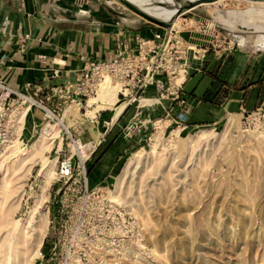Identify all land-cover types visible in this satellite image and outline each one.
Listing matches in <instances>:
<instances>
[{"label": "rangeland", "instance_id": "rangeland-1", "mask_svg": "<svg viewBox=\"0 0 264 264\" xmlns=\"http://www.w3.org/2000/svg\"><path fill=\"white\" fill-rule=\"evenodd\" d=\"M94 2L96 11L122 29L153 27L118 1ZM257 7L252 0H218L178 15L175 28L189 20L204 22L219 33V50L231 47L257 53L264 50V43L256 40L264 37V10ZM152 9L165 12L158 5ZM142 36L150 38L151 33ZM106 92L91 98L87 108L75 107L71 113V104L64 105L66 115L61 110L56 119H45L35 105L26 114L28 104L21 105L20 100L7 104L0 126L14 125L16 136L10 149L0 151V241L7 225L31 221V229H36L46 218L39 257L33 264L39 262L41 247L47 249L45 236L53 234L48 223L56 210L59 187L56 157L68 150L78 155L70 139L79 138L81 144L85 139L82 134L76 136L79 126L73 122L76 119L81 128L86 126L89 119L84 114L100 106L98 102L103 103L99 109H109L99 113L101 121L113 117L119 105L115 100L108 108L101 99ZM248 114L217 124L185 125L183 130L174 129L159 115L153 123L165 120L166 125L155 149L156 127L146 126L142 142L124 155L112 180L101 186L124 208L126 222H134L138 231L135 250L121 264H264V119L247 118ZM47 126L59 133L60 149L56 144L49 147L51 142L43 134ZM72 160L77 162L75 156ZM50 170L53 178H48ZM87 186L93 187L91 177Z\"/></svg>", "mask_w": 264, "mask_h": 264}, {"label": "crops", "instance_id": "crops-1", "mask_svg": "<svg viewBox=\"0 0 264 264\" xmlns=\"http://www.w3.org/2000/svg\"><path fill=\"white\" fill-rule=\"evenodd\" d=\"M252 1L264 10V0ZM95 8L94 0H0V83L20 92H26V85L39 86L43 100L54 87L75 84L86 63L106 60L119 41L133 47L135 35L143 37V33L153 31L150 27L122 29ZM23 34L30 40L20 50L15 39ZM253 51H207L199 66L190 65L181 91L188 108L187 127L229 121L255 109L264 114V50ZM40 56L45 57L44 62ZM234 85L236 89H231ZM57 103L52 99L44 106L52 109ZM100 106L85 112L89 119L86 126L81 128L76 119L73 122L78 124L77 133L84 136L85 143H97L87 163V177H91L93 187L112 180L124 155L142 142L145 133L141 130L130 139L122 137L120 130L134 118V108L105 130L100 114L91 121L102 110ZM168 108L169 104L163 102L145 109L138 120L152 121L164 116ZM73 109L74 105L68 108L70 113ZM172 111L175 114L178 110L173 107ZM70 115L74 118L76 112ZM118 117L114 109L112 123Z\"/></svg>", "mask_w": 264, "mask_h": 264}, {"label": "built area", "instance_id": "built-area-1", "mask_svg": "<svg viewBox=\"0 0 264 264\" xmlns=\"http://www.w3.org/2000/svg\"><path fill=\"white\" fill-rule=\"evenodd\" d=\"M182 26L179 29H153L150 38L135 35L133 47L119 41L106 60L86 63L75 84L54 87L43 100L40 99L42 90L39 86L26 85V92H20L0 83V122L6 116L7 104L14 100H20L21 105L28 104V111L32 105L37 106L44 112L45 119H56L59 111L62 110L63 113L64 105L74 104L77 108H82L102 85H108L117 89L116 105L124 101L128 103L111 127L135 105L134 118L121 130L123 138L130 139L141 130L146 131V126L153 129V121L148 118L138 120V116L143 110L161 106L163 102L169 104L164 114L168 125L177 130L185 129L188 108L181 97V91L190 68L187 53L190 50L193 59L201 61L207 51H219L220 46L217 45L219 33L208 28L204 22L189 20ZM180 32H194L211 37L210 42L200 40L201 43H209L210 49L184 42L178 35ZM29 40L28 34L19 35L15 44L23 50ZM225 50L230 51L232 48ZM39 59L45 61L44 56ZM141 98L149 102L136 104ZM52 99L58 103L52 109L46 108L44 102ZM173 107L178 110L175 114ZM100 112L104 111H98L95 115ZM46 113L51 117L46 116ZM253 115L257 119H264L260 109L249 113L247 118H254ZM95 119L96 116L91 121ZM108 120L101 122L105 130H108ZM15 134L14 125L8 129L0 126V151L11 144ZM79 135L77 133L76 136ZM71 144H81L80 139L71 138ZM96 145L95 141L82 144L86 148L87 159ZM73 156L77 159L76 163L72 160ZM86 160L83 162L69 150L61 157H56L55 181L59 183V187L54 201L56 210L48 223L54 239L37 264H121L122 259L130 257L135 250V242H138L136 225L134 222H126V211L110 199L105 188H88Z\"/></svg>", "mask_w": 264, "mask_h": 264}, {"label": "bare ground", "instance_id": "bare-ground-1", "mask_svg": "<svg viewBox=\"0 0 264 264\" xmlns=\"http://www.w3.org/2000/svg\"><path fill=\"white\" fill-rule=\"evenodd\" d=\"M122 3H125L132 7L137 13L142 15L143 17L151 20V21H158L160 23H168L169 27H177V24L179 22V16L178 13L183 10L184 11V6H187V4L195 3L197 0H164L166 1L165 3H159L155 0H119ZM159 8L164 9V14H159L156 12V10L152 9L154 6H157ZM208 5V4H205ZM181 8V9H180ZM158 9V8H157ZM194 9V8H192ZM191 9V10H192ZM190 10L186 11L189 12ZM185 12V11H184ZM178 16V17H177ZM168 27V28H169ZM260 43H264V37L260 38L258 37L256 39ZM190 46V49H192V46ZM106 92L103 97H101L102 100H105L104 102L106 105H108V108L112 106L116 99L117 95V89L108 86V85H102L98 91L96 92V95L93 97H89L88 101L86 102V108L88 107V102L90 101L91 98L97 97V95L101 92ZM93 100V99H92ZM148 103L149 100L141 98L139 102L136 104L140 103ZM100 105H103L102 102H98ZM117 103V101H116ZM92 106L96 105L97 103L90 102ZM74 105V104H71ZM128 105L127 101L122 102L119 104V107L116 109V114L117 117L122 113L124 108ZM75 106V105H74ZM91 106V107H92ZM99 105L95 106L98 107ZM76 107V106H75ZM106 108V107H104ZM104 108L99 111H104ZM67 108H64L63 111V116L66 115ZM98 112V111H97ZM26 114H28V109L26 111ZM48 116L49 114L46 113ZM46 115V116H47ZM50 117V116H49ZM252 117H256L253 115ZM112 119H109L108 121V128L110 127L112 123ZM165 121V120H164ZM161 120H157V122H154L153 125L156 127L155 129L157 130L158 135H154L153 141H152V147L155 149L157 147V143L159 140V136L162 132V129L164 127L165 122ZM156 125V126H155ZM43 134L47 140H49V147L50 146H55L60 149L61 147V139L59 136L58 132L54 131H49L48 126L45 127L43 130ZM16 135V134H15ZM202 136V135H201ZM150 140V139H149ZM15 138L13 139L11 144L6 148L10 149L12 147V144H14ZM85 147L82 146V144H73V150L76 152L82 161H85ZM134 156H137V153L134 154ZM54 177V172L53 170H50L48 173V178H53ZM37 209V208H36ZM40 220L38 226L36 229H31L30 227V222L22 224L18 221L14 222L12 225H7V233L5 236L1 239L0 243V264H33L34 260L39 257V248L41 245V241L45 235L46 227H47V220Z\"/></svg>", "mask_w": 264, "mask_h": 264}, {"label": "water", "instance_id": "water-1", "mask_svg": "<svg viewBox=\"0 0 264 264\" xmlns=\"http://www.w3.org/2000/svg\"><path fill=\"white\" fill-rule=\"evenodd\" d=\"M118 1L119 3H121L123 6H125L127 9H129L130 11L134 12L136 15H138L139 17H141L142 19L146 20L148 23L151 24L150 27L151 29H167L169 27L168 23H160L158 21H151L145 17H143L142 15H140L139 13H137L132 7H130L129 5L120 2L119 0H115ZM218 0H197L195 3H191V4H187V6H184V11H188L191 10L192 8H196L198 6H202L205 4H212L217 2ZM181 9V8H180ZM193 10V9H192ZM183 10H181L178 15L182 14L184 12ZM179 37L186 43L188 44H192L194 46L200 47V48H205V49H210V44L209 43H201L200 40H206L207 42L211 41V37L209 36H205L199 33H192V32H180ZM187 58H188V62L190 65H196L199 66L200 61L193 59L192 57V52L189 50L187 53Z\"/></svg>", "mask_w": 264, "mask_h": 264}, {"label": "trees", "instance_id": "trees-1", "mask_svg": "<svg viewBox=\"0 0 264 264\" xmlns=\"http://www.w3.org/2000/svg\"><path fill=\"white\" fill-rule=\"evenodd\" d=\"M187 76H188V74H187ZM187 78V77H186ZM222 86H224L223 84H221ZM225 88H227L228 89V87H226V86H224ZM231 89H236V85H234L233 87H231ZM53 213H54V207H52V215H53ZM53 239H54V235L52 234V235H46L45 236V238H44V243H46V242H48V243H50V242H52L53 241ZM43 247H44V245H43ZM43 247H41V249H40V253L43 255V256H45V251H43Z\"/></svg>", "mask_w": 264, "mask_h": 264}]
</instances>
